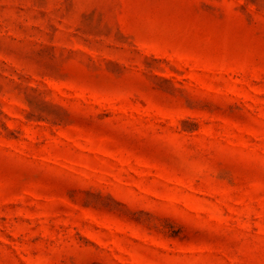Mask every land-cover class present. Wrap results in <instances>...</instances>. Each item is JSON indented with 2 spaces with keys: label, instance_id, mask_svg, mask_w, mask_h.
Segmentation results:
<instances>
[{
  "label": "rangeland",
  "instance_id": "obj_1",
  "mask_svg": "<svg viewBox=\"0 0 264 264\" xmlns=\"http://www.w3.org/2000/svg\"><path fill=\"white\" fill-rule=\"evenodd\" d=\"M0 264H264V0H0Z\"/></svg>",
  "mask_w": 264,
  "mask_h": 264
}]
</instances>
